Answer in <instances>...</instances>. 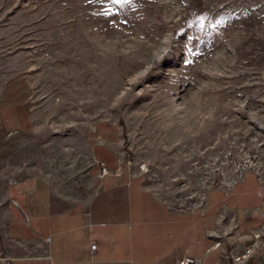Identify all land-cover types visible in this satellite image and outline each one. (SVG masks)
<instances>
[{"label":"rangeland","instance_id":"rangeland-1","mask_svg":"<svg viewBox=\"0 0 264 264\" xmlns=\"http://www.w3.org/2000/svg\"><path fill=\"white\" fill-rule=\"evenodd\" d=\"M263 74L264 0H0V92L28 120L0 130V172L67 188L114 122L144 187L194 209L242 171L264 182ZM231 250L264 264V227Z\"/></svg>","mask_w":264,"mask_h":264},{"label":"crops","instance_id":"crops-1","mask_svg":"<svg viewBox=\"0 0 264 264\" xmlns=\"http://www.w3.org/2000/svg\"><path fill=\"white\" fill-rule=\"evenodd\" d=\"M13 92H0V130L25 132L28 120L9 98ZM121 135L114 122L93 123L87 167L67 188L0 172V264H177L184 257L225 264L241 237L264 227V182L255 171L176 212L144 187ZM96 162L108 173L99 177Z\"/></svg>","mask_w":264,"mask_h":264},{"label":"built area","instance_id":"built-area-1","mask_svg":"<svg viewBox=\"0 0 264 264\" xmlns=\"http://www.w3.org/2000/svg\"><path fill=\"white\" fill-rule=\"evenodd\" d=\"M243 172H244V171H242L238 177H240V176L242 175ZM107 173H108V171H107L106 167H104V166L102 165L101 170H100L98 176H99V177H102L103 175H105V174H107ZM25 220H27L26 217H25ZM95 248H96L95 243H94V242H90V250H91V252H94ZM231 260H233V262H234L233 264H235V263L237 264L238 261H239V258L231 259ZM176 263H177V264H202V262H201L200 259H198V258H189V257H184V258H182L181 260L176 261Z\"/></svg>","mask_w":264,"mask_h":264},{"label":"snow or ice","instance_id":"snow-or-ice-1","mask_svg":"<svg viewBox=\"0 0 264 264\" xmlns=\"http://www.w3.org/2000/svg\"><path fill=\"white\" fill-rule=\"evenodd\" d=\"M122 2V0H112V3H115V4H120ZM123 2L127 3V2H130V0H123Z\"/></svg>","mask_w":264,"mask_h":264},{"label":"bare ground","instance_id":"bare-ground-1","mask_svg":"<svg viewBox=\"0 0 264 264\" xmlns=\"http://www.w3.org/2000/svg\"><path fill=\"white\" fill-rule=\"evenodd\" d=\"M84 91L86 90V89H83Z\"/></svg>","mask_w":264,"mask_h":264}]
</instances>
